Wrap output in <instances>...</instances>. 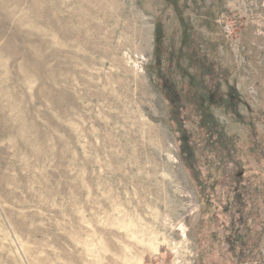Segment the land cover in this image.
I'll return each instance as SVG.
<instances>
[{
    "label": "rangeland",
    "instance_id": "374dc122",
    "mask_svg": "<svg viewBox=\"0 0 264 264\" xmlns=\"http://www.w3.org/2000/svg\"><path fill=\"white\" fill-rule=\"evenodd\" d=\"M215 121L253 233L215 197ZM259 142L264 0H0V264H264Z\"/></svg>",
    "mask_w": 264,
    "mask_h": 264
},
{
    "label": "trees",
    "instance_id": "16d2710c",
    "mask_svg": "<svg viewBox=\"0 0 264 264\" xmlns=\"http://www.w3.org/2000/svg\"><path fill=\"white\" fill-rule=\"evenodd\" d=\"M222 76V74H220ZM224 75V74H223ZM237 119L235 122H239L240 127H243V129L246 130V142L248 141L249 134L254 129V124L256 122V119H251L246 116L244 117H236ZM210 122V121H209ZM208 124V123H206ZM213 130H215V140L212 141V135H210V144H216L218 148L220 149L219 152H215V155L218 159L217 164L219 163V170L221 173L220 180L222 182L221 187H225V192H218L214 193L217 201L221 202L222 197H225L224 200V207L226 205H230L231 203H235L237 207L234 208V210L229 211V216L231 218L232 225L238 224L239 226H242V229L253 233L249 228L253 227L256 219L258 217L257 212V203H256V197L258 195V191L251 187V184L248 182L242 183V179L240 177L242 176V171L239 169L240 165L242 164L241 159V151L238 146V136H233L232 131H226L228 130V127H226L225 124H220L218 121L215 123H210ZM259 146H264V143L259 142L257 149ZM184 152L187 153L192 151V147L194 150V146L189 144V140H185L184 144L182 145ZM207 145L205 144L204 147L201 149L202 152L210 151L208 148H206ZM211 149V148H210ZM246 155L254 156L255 158H264V149L260 151H255L253 146L248 147L245 150ZM193 154V153H192ZM205 154V156H207ZM247 163V159L245 161V164ZM217 171V170H216ZM223 178V179H222ZM232 183V184H230ZM231 186V187H229ZM228 187V189H227ZM262 204L264 205V198H262ZM234 234L237 238V241L244 238V234L241 231V229H236L234 231ZM250 240V237L249 239ZM258 243V238L254 239L250 246H254ZM245 245L247 246V241H241L240 243V249H242L239 253V256H243V252L247 251V248L245 249Z\"/></svg>",
    "mask_w": 264,
    "mask_h": 264
}]
</instances>
